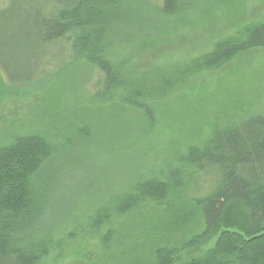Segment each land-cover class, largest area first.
<instances>
[{
    "label": "trees",
    "instance_id": "obj_1",
    "mask_svg": "<svg viewBox=\"0 0 264 264\" xmlns=\"http://www.w3.org/2000/svg\"><path fill=\"white\" fill-rule=\"evenodd\" d=\"M196 1L14 0L0 12V99L77 65L89 71L92 103L110 109L101 141L152 126L155 105L192 79L264 49L263 18L168 71L116 60L115 51L184 20ZM218 112L222 121L208 122L207 132L185 134L191 145L174 147L165 170L108 188L82 215L72 199L82 171L68 136L49 126L0 144V264H264V112L236 114L230 104ZM81 127L75 139L89 142ZM150 227L157 236L147 237Z\"/></svg>",
    "mask_w": 264,
    "mask_h": 264
},
{
    "label": "rangeland",
    "instance_id": "obj_2",
    "mask_svg": "<svg viewBox=\"0 0 264 264\" xmlns=\"http://www.w3.org/2000/svg\"><path fill=\"white\" fill-rule=\"evenodd\" d=\"M13 1L0 0V12ZM130 5L133 11L136 10L134 3ZM140 8L143 10L144 7ZM263 18L264 0H197L184 20L168 24L146 41L115 51V58L123 66L137 71H168L209 50L210 44L218 38ZM88 72L86 68L73 65L62 78H43L4 90L5 96L0 99V144L14 135L29 134L49 126L68 136L67 143L72 141L70 148L82 171L74 178L77 189L72 197L74 205L80 207L79 215L89 208L84 205L103 195L108 188L112 187L113 192L130 188L150 174L157 175L165 170L163 167L169 164L176 148L191 145L186 133L197 127L207 132L208 122L222 121L218 114L221 107L230 104L236 114L264 112V49H257L217 71L197 76L187 88H180L155 105L156 119L152 126L135 125L129 132L116 133L101 141L109 127L108 120L104 119L110 109L107 105L92 103ZM130 121L133 120L125 119L124 127L129 126ZM82 124L91 133L90 141L86 143H80L74 137ZM93 125L100 130L94 131ZM136 129L142 130L138 133ZM121 134L123 138L117 139ZM109 140L119 142V151L108 146ZM114 145L112 143V147ZM112 150L116 153L113 157ZM157 235L148 228V238ZM171 243L179 246L178 240L172 239ZM96 244L97 241L91 242L93 247ZM58 264L85 263L79 259L78 263L64 259Z\"/></svg>",
    "mask_w": 264,
    "mask_h": 264
}]
</instances>
